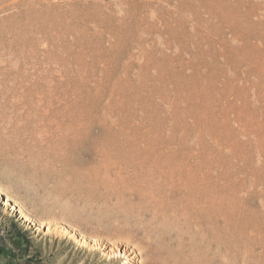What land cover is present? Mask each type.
Masks as SVG:
<instances>
[{
	"label": "rangeland",
	"instance_id": "1",
	"mask_svg": "<svg viewBox=\"0 0 264 264\" xmlns=\"http://www.w3.org/2000/svg\"><path fill=\"white\" fill-rule=\"evenodd\" d=\"M0 185V264H264V0H0Z\"/></svg>",
	"mask_w": 264,
	"mask_h": 264
},
{
	"label": "bare ground",
	"instance_id": "2",
	"mask_svg": "<svg viewBox=\"0 0 264 264\" xmlns=\"http://www.w3.org/2000/svg\"><path fill=\"white\" fill-rule=\"evenodd\" d=\"M0 193L5 194L4 188L0 185ZM5 205H11L12 208H16L19 205L13 201L8 194H5ZM13 201V204H11ZM21 210V207H19ZM21 216L25 221L32 222L30 217L21 210ZM42 225V224H41ZM48 230L49 227H47ZM81 233V237H82ZM84 236V235H83ZM167 237V236H166ZM156 242H159L156 241ZM149 244V245H148ZM145 247V252L143 254L142 249L138 248L135 250L130 246H123V250L125 252L124 258L120 260H115V264H180L179 258L176 257L175 253L168 248V246H164L163 243H148ZM108 256L110 257H118L119 256V248L115 244H111V246L104 248ZM121 254V253H120ZM215 258V255H214Z\"/></svg>",
	"mask_w": 264,
	"mask_h": 264
}]
</instances>
